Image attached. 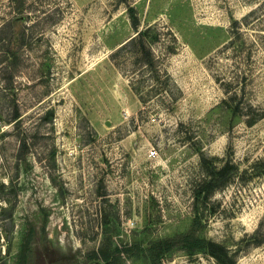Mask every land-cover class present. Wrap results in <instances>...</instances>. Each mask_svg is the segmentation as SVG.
<instances>
[{
    "label": "rangeland",
    "instance_id": "obj_1",
    "mask_svg": "<svg viewBox=\"0 0 264 264\" xmlns=\"http://www.w3.org/2000/svg\"><path fill=\"white\" fill-rule=\"evenodd\" d=\"M191 230L264 264V0H0V264H218L149 252Z\"/></svg>",
    "mask_w": 264,
    "mask_h": 264
},
{
    "label": "trees",
    "instance_id": "obj_2",
    "mask_svg": "<svg viewBox=\"0 0 264 264\" xmlns=\"http://www.w3.org/2000/svg\"><path fill=\"white\" fill-rule=\"evenodd\" d=\"M130 15L133 21V25L135 28L138 27V19L136 18L135 11L130 10ZM140 33L139 35H141ZM253 125V122L250 123ZM23 151V149H22ZM234 166L230 164H226L219 170H212L208 174L207 182H204L203 187L199 188L196 192L197 200L203 197V201L208 199L215 190L219 189L224 185L228 179V176L232 170H234ZM198 203H196L197 205ZM259 236V232L256 233V237ZM256 242L257 245H261L264 242V239H258ZM181 250L188 256H194L199 253L207 254L213 257L218 264H235L234 260L229 257L228 250L220 244H217L212 241H207L205 239H201L196 236V232L191 230L189 232L176 235L174 238L160 240L154 244L149 249L152 255L156 259H160L168 253H171L174 250ZM134 248H127V252L131 253Z\"/></svg>",
    "mask_w": 264,
    "mask_h": 264
},
{
    "label": "built area",
    "instance_id": "obj_3",
    "mask_svg": "<svg viewBox=\"0 0 264 264\" xmlns=\"http://www.w3.org/2000/svg\"><path fill=\"white\" fill-rule=\"evenodd\" d=\"M149 156H150L151 158H156V157L158 156L157 151H156L154 148H152V149L150 150V152H149Z\"/></svg>",
    "mask_w": 264,
    "mask_h": 264
}]
</instances>
